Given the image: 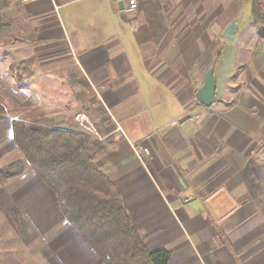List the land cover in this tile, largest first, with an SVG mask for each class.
I'll list each match as a JSON object with an SVG mask.
<instances>
[{"label":"crops","instance_id":"1","mask_svg":"<svg viewBox=\"0 0 264 264\" xmlns=\"http://www.w3.org/2000/svg\"><path fill=\"white\" fill-rule=\"evenodd\" d=\"M151 2L159 38L146 11L116 0L22 3L25 35L9 42V60L34 58L27 88L71 92L63 114L83 109L76 92L89 93L100 118L87 151L150 250H168L169 264H264V41L224 1ZM214 40L224 47L212 65L216 101L205 108L195 93L208 67L198 59ZM67 123L57 127L77 131ZM136 142L149 149L144 162ZM0 226V264H100L30 167L0 184Z\"/></svg>","mask_w":264,"mask_h":264},{"label":"trees","instance_id":"2","mask_svg":"<svg viewBox=\"0 0 264 264\" xmlns=\"http://www.w3.org/2000/svg\"><path fill=\"white\" fill-rule=\"evenodd\" d=\"M137 4L138 12L146 11L152 36L159 38L162 26L151 0H137ZM250 16L259 41H264V0H250ZM210 50H215L212 56ZM222 53L223 44L212 41L198 62L212 66ZM34 61L29 58L25 63L31 68ZM5 114L7 109L0 103V115ZM31 118L11 121L12 138L23 159L0 167V184L30 167L56 194L62 215L102 264H169L171 253L150 250L132 226L117 189L87 151L90 135L49 127Z\"/></svg>","mask_w":264,"mask_h":264},{"label":"rangeland","instance_id":"3","mask_svg":"<svg viewBox=\"0 0 264 264\" xmlns=\"http://www.w3.org/2000/svg\"><path fill=\"white\" fill-rule=\"evenodd\" d=\"M211 1L214 3H222L221 1H224L223 3L226 8L230 6L231 7L235 6L238 10L241 9L238 21L244 19L252 21L250 16V0H211ZM137 9L134 12L139 13ZM23 12H24V5L22 4L21 0H11V2L9 0H0V103L3 104L7 109V114H5L7 120L0 121L1 166L2 164L4 165L7 162H10L11 159H14L19 155L20 150L13 141L12 133H11V121L14 118H27L31 116L32 117L31 119H35L37 122L43 125L49 127H57V126H63L64 122H68L67 124H70L71 122L75 123L76 122L75 117L77 115L88 113L90 117L89 120L92 123L95 130H97L96 119L100 118L99 112L97 111L98 108H96L95 105L93 106L90 103L88 104L86 96H88L89 93L86 91L76 92L78 94V97H80L79 99H81L80 104H82L83 109L81 108L78 109L79 104H77L78 105L77 111L74 112L73 107L66 105L65 107H67V111L66 113L63 114L62 113L64 109L63 105L65 103L68 104V102L65 101L67 100L66 96L71 95V92H67L68 94L66 95V93L64 92H57L51 90L47 92L36 89L33 90L30 89L31 87H28L29 89L27 88L25 83L27 79L31 78L30 66H28L25 63V61L20 62L18 61V59L17 61L14 60L10 61L8 54L9 42L11 40L14 41L15 40L14 37H16L17 40H19L25 35L23 29L25 24L23 23V19L21 18ZM14 21L17 24L16 28L12 27ZM246 27L247 25H245L243 31H245L244 34L246 36L244 37H246L247 40V34L249 33L248 31L249 29H247ZM253 28L254 26L252 24V27L250 29L251 34ZM214 41L219 43L218 40H214ZM214 51L215 50H210V56L213 55ZM244 68L245 66L241 65L237 68V70L243 71ZM236 80L240 81V79H236ZM37 86L39 88L45 87L40 82L37 84ZM237 87L238 85L235 88ZM57 93H59V95L61 94L60 99H58L59 95ZM96 114L99 116L98 118H96ZM76 124L77 125L74 128L75 129L77 128V131L80 130L81 132H85L77 122ZM6 126L7 128L10 127V131L8 133H6L7 132ZM21 159H23V157ZM2 231L3 228L0 226V232ZM0 238H2V235ZM1 243L2 242H0V244ZM97 259H98L97 262H100V264H102V262L99 260L98 257Z\"/></svg>","mask_w":264,"mask_h":264},{"label":"water","instance_id":"4","mask_svg":"<svg viewBox=\"0 0 264 264\" xmlns=\"http://www.w3.org/2000/svg\"><path fill=\"white\" fill-rule=\"evenodd\" d=\"M116 6L119 10H123L124 1L116 0ZM236 27L230 24L225 32L224 37L232 41L235 38ZM195 98L197 102L205 108H210L216 101V83L213 78V67L209 66L205 72L202 86L196 91Z\"/></svg>","mask_w":264,"mask_h":264},{"label":"built area","instance_id":"5","mask_svg":"<svg viewBox=\"0 0 264 264\" xmlns=\"http://www.w3.org/2000/svg\"><path fill=\"white\" fill-rule=\"evenodd\" d=\"M39 0H21L22 3L27 4V3H33L37 2ZM124 8L127 12H134L137 9V2L136 0H125L124 3ZM75 121L82 127V129L86 133H91V134H96V130L93 127L92 123L90 122L89 118L85 114H79L75 117ZM180 122L178 120H173L170 122L171 126H177L179 125ZM117 130L120 129L119 126L116 127ZM132 149L135 153V155L138 157V159L141 162H144L146 157L149 155V149L142 143H132L131 144Z\"/></svg>","mask_w":264,"mask_h":264}]
</instances>
